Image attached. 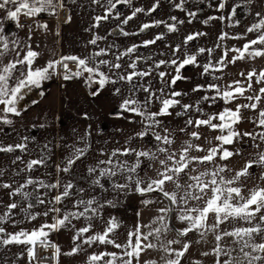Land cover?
I'll return each mask as SVG.
<instances>
[{
  "label": "crops",
  "instance_id": "0c3cea01",
  "mask_svg": "<svg viewBox=\"0 0 264 264\" xmlns=\"http://www.w3.org/2000/svg\"><path fill=\"white\" fill-rule=\"evenodd\" d=\"M245 14L170 27L163 0H0V264H199L196 238L264 220V40L234 28ZM43 29L63 69L10 109Z\"/></svg>",
  "mask_w": 264,
  "mask_h": 264
},
{
  "label": "rangeland",
  "instance_id": "374dc122",
  "mask_svg": "<svg viewBox=\"0 0 264 264\" xmlns=\"http://www.w3.org/2000/svg\"><path fill=\"white\" fill-rule=\"evenodd\" d=\"M163 1L167 5V22L170 27L181 21H210L212 17L218 16L231 20L234 19L232 11L235 6L243 4L246 7V14L236 20L234 28L246 29L250 31V37L253 39L257 37L264 40V0ZM36 35L33 40L34 54L27 83L19 88V93L14 95L13 99L9 100L10 109L25 106L37 98L44 89L56 81V77L60 76L59 70L63 69L62 62L57 61L56 64L54 59L55 48L50 45L53 42L52 35L50 36L45 29ZM245 48L249 49L245 51L247 55L256 53L254 47ZM223 223V227L212 229L211 233H204V236L196 238L194 241L197 246L194 244V248L189 250L191 254L188 255L198 258L199 264H264L263 217L253 214L237 215ZM207 248L208 251L204 252L203 249ZM171 250L173 254L174 247ZM173 264L185 263L177 260Z\"/></svg>",
  "mask_w": 264,
  "mask_h": 264
},
{
  "label": "built area",
  "instance_id": "2783aa9c",
  "mask_svg": "<svg viewBox=\"0 0 264 264\" xmlns=\"http://www.w3.org/2000/svg\"><path fill=\"white\" fill-rule=\"evenodd\" d=\"M31 21V18L29 16H22L19 19V22L23 25L28 24ZM64 72H69L74 75L77 73V63L76 62H70L67 65V68L64 70ZM35 258L36 260H54L55 258V248L52 243V241L43 239L40 240L35 248Z\"/></svg>",
  "mask_w": 264,
  "mask_h": 264
},
{
  "label": "trees",
  "instance_id": "16d2710c",
  "mask_svg": "<svg viewBox=\"0 0 264 264\" xmlns=\"http://www.w3.org/2000/svg\"><path fill=\"white\" fill-rule=\"evenodd\" d=\"M93 93H95V91Z\"/></svg>",
  "mask_w": 264,
  "mask_h": 264
}]
</instances>
